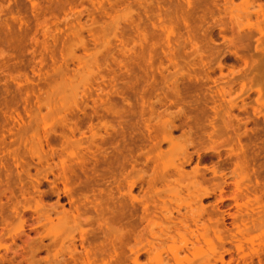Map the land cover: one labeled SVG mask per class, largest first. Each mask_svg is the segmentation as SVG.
I'll return each mask as SVG.
<instances>
[{
    "label": "rangeland",
    "instance_id": "374dc122",
    "mask_svg": "<svg viewBox=\"0 0 264 264\" xmlns=\"http://www.w3.org/2000/svg\"><path fill=\"white\" fill-rule=\"evenodd\" d=\"M0 264H264V0H0Z\"/></svg>",
    "mask_w": 264,
    "mask_h": 264
},
{
    "label": "bare ground",
    "instance_id": "6f19581e",
    "mask_svg": "<svg viewBox=\"0 0 264 264\" xmlns=\"http://www.w3.org/2000/svg\"><path fill=\"white\" fill-rule=\"evenodd\" d=\"M253 1V0H252ZM255 2V1H254ZM252 4V3H251ZM254 4V3H253ZM258 6V5H257ZM261 34V33H260ZM259 40V39H258ZM180 157V156H179ZM184 157V156H183ZM177 169H178V167H177ZM68 180V179H67ZM127 194V193H126ZM98 210V209H97ZM100 215V214H99Z\"/></svg>",
    "mask_w": 264,
    "mask_h": 264
}]
</instances>
